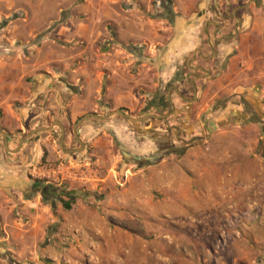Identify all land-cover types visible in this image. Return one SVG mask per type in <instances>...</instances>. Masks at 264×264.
<instances>
[{"label":"crops","instance_id":"obj_1","mask_svg":"<svg viewBox=\"0 0 264 264\" xmlns=\"http://www.w3.org/2000/svg\"><path fill=\"white\" fill-rule=\"evenodd\" d=\"M125 1L122 6L119 0L111 4L109 0H86L84 18L73 33L64 28L62 35L66 34L69 40L72 33L78 42L93 45L100 37L106 38L109 27L110 41L116 39L117 45L131 49L135 45L150 47L148 53L156 55L159 90L153 85L136 93L118 81L116 92H112L116 106L106 114L120 112L138 119L134 115L142 111L139 118H147L138 123L143 125L141 141L145 147H136L141 154L136 153L129 170L118 181L113 170L116 160L102 149L108 146L105 137H80L85 146L76 151L75 157L95 159L96 170L85 180L90 188L98 185L106 194L76 197L75 189H65L74 196L70 209L65 210L62 202L69 201L66 196H57L56 189H40L28 178L30 168L36 166L43 154L47 162L55 159L52 150L37 137L39 133L15 154L7 153L0 135V264H64L58 260L61 251L69 258L68 264H87L82 257L89 250L86 238L80 243L71 242L65 250L61 248V236L72 228L90 235L97 233L90 243L94 245L90 252L97 260L93 264H153L148 257L151 249L159 252L167 264H198L197 259L192 260L193 255L217 253L208 225L216 220V207H240L257 200V189L251 193L254 199L247 197L258 179V184L264 183V0H171L168 11L164 6L169 28L139 16L149 14L150 0ZM32 2L21 0L22 6L17 9L24 16L29 12H46L44 0ZM9 6L11 3L6 8ZM43 23L32 19L20 26L27 30L23 39L38 32ZM155 26L171 42L165 43L162 35H156ZM46 48L40 53L43 59L33 66L34 71L50 63H64L67 58L55 48ZM34 52L40 56L38 51ZM112 57L115 61L125 58L128 63L134 62V55L128 52L116 51ZM163 86L168 87L165 92L160 91ZM54 91L51 87L39 89V96H34L15 117L9 107L0 108L6 112L0 118V133L6 135L10 151L19 143L15 145L19 138L13 134L15 131L19 133L23 127H30L31 131L45 128L50 112L58 111L52 113L47 128L54 122L63 127L59 110L67 111L69 120L74 122L98 113L88 102L63 106L55 100ZM56 93L58 96L60 91ZM106 109L102 106L100 111ZM151 121L163 124L164 130L179 127L184 137L170 140L167 149L163 143L166 136L160 137L163 131L154 129L158 140L153 142L160 146L158 152L149 150L154 137L144 134L146 123ZM82 130L92 131L90 127ZM78 133L76 130L77 137ZM132 138L133 142L139 140ZM85 140H90V151ZM74 152L62 153L70 156ZM106 157L111 159L108 169L103 161ZM168 234L175 241L173 253L187 255L179 259L185 263H174L168 254ZM258 238L264 243V236ZM237 246L232 249V260L206 259L204 264H251V258L240 256L247 250L246 241L239 240Z\"/></svg>","mask_w":264,"mask_h":264},{"label":"rangeland","instance_id":"obj_2","mask_svg":"<svg viewBox=\"0 0 264 264\" xmlns=\"http://www.w3.org/2000/svg\"><path fill=\"white\" fill-rule=\"evenodd\" d=\"M114 1L116 0H109V3L111 4ZM119 1L121 3L120 5H126L125 0ZM144 2L146 6V1ZM7 3H11V7L9 6L6 8ZM32 3H37V0H33ZM149 4V14L146 15L145 13L141 15L139 13V16L149 18L150 21L156 25L159 22L161 24L164 23V25L169 28V21L165 19V13L171 8V0H150ZM86 5V0H44L43 6L47 7L46 12H29L27 16H24V13H20L21 11L17 9L22 6L21 0H0L1 109L2 106L5 110L9 107L15 117L17 113L21 112V109L23 110L29 105L34 96L36 97L38 95L39 89L41 90L43 87L48 89L51 87L55 89V100L57 98L58 102L63 106L88 102L89 107L91 106L93 109H98V113L92 114L104 116L107 114V111H112L116 106L113 99L114 93L112 92H116L117 89H115V87L117 86L118 81L124 84L125 88L136 90V93H142L148 87H153V85H156L157 90H159L160 86L158 87L157 82L160 83V79L159 75H156L157 71L154 67V59H156V55H150L148 53L147 50L150 47L135 45L133 49H131L132 47L127 48L125 46H119L117 45L116 39L110 41V39H112V32H110L109 27L108 30L105 31L106 38L100 37V39L93 45L78 42L77 36H73L72 33L80 20L84 18L83 13ZM164 6H166V11H164ZM32 19L43 21V26L34 35H30L27 37V40H24L23 36L26 35L27 30L24 31L21 27L25 26L26 23ZM64 28H68L72 32L69 40H66V34L62 35ZM100 30L103 29L99 27V31ZM154 30L156 35H162V37H164L165 43L171 42L172 39L165 36V33L162 30H159L157 26L154 27ZM43 43H47V45L50 46L46 48V44ZM42 44L44 45L43 47L40 46ZM154 46L153 47L156 49L160 48L159 45ZM44 47L46 50H49L50 47L53 49L55 48V50L59 52L58 54H63L67 58L64 63H50L46 67L43 66L40 70L34 71L35 68H33V66L40 62L38 59H43L44 57L43 54L40 55L44 50ZM34 51H38L40 56H36ZM116 51H120L123 54H127V52L132 53L134 55V62L128 63L125 61V58V60L123 59L122 61H115V58L112 56ZM85 53L88 60L84 59ZM145 71L150 72L147 74ZM8 87H12L11 90H8ZM161 88L160 91L165 92L168 87L165 88V86H163ZM56 91H60L58 96ZM102 106L107 107L106 111H100ZM1 109L0 118L5 117L6 113L4 112V109ZM2 112L4 113V116L2 115ZM53 112L56 114L58 111L55 110ZM53 112L49 113V119L44 123L45 128L50 125L51 119L53 118ZM143 114L144 113L141 111L134 116L142 117ZM168 114L169 111L166 112V115ZM205 116L206 115H204L202 119H204ZM58 118H61L63 122L64 135L62 140L59 137V128L56 125L50 129V131H52L51 133L48 131V134L42 132L38 134L39 136L36 135L37 137H41L43 144H46L55 156L54 161L47 162L45 154H43L41 160L36 166L29 170L28 178L33 182L39 183L40 189L46 187L51 190L65 188L66 190L74 191L75 189L78 193L76 197H85V195L88 197L105 196L106 193H104L103 190H100L98 185L90 188L88 186L89 181L87 179L85 180L86 175L94 173L96 170L94 166L95 159L89 156V151L92 149L89 144L90 140H88V142L85 140L86 145H88L87 149L89 151H87V156L89 157H75L77 153L76 151H82L85 146L80 137H105L104 140L107 141L106 144L108 146L102 149L104 153L107 150L110 152V158H115L116 163L113 164H115L116 167L113 168V170L118 176V181L121 180L125 170H129L131 166L130 162L134 161V158L136 157L135 155L141 154L140 150L136 152V147L140 149L141 147H145L141 141L144 132L142 128L143 125L130 122L118 115L100 121L88 118L80 123L77 128V132L79 130L78 140L80 143L74 139L72 133V129L77 122L70 121L68 113L64 109L59 110ZM12 121L15 122L14 119H12ZM146 125L147 128H145L146 131L144 137H150L149 135L154 137L152 138L153 140L151 141L152 144L150 145L149 150L151 149L155 152H158L160 145H158L157 142L156 144L153 142L158 140L156 138L158 136L153 134L154 129L161 128L163 134L160 137L166 136L163 143H166L165 145L167 146L165 147L161 145L163 149L164 147L169 149L168 147L171 145L170 140H172V142H174V139L179 141V138L182 139V137H184L182 131L179 130V127H172L164 130L163 124L154 121L146 123ZM149 125H151L150 128ZM83 127H90L92 131H80ZM23 128L24 129L20 130L19 133L18 131L13 133L17 134L15 137H19L15 145H17L19 140L25 134L31 131L30 127ZM148 128L150 129V133H148ZM13 134H11V136ZM202 135L204 137V134ZM132 137H138L139 140L133 142L134 140ZM60 141L62 142L61 145ZM184 143L186 142H183V144ZM69 150L75 152L70 156H66L62 153L63 151ZM105 155L107 154L105 153ZM109 160L111 162V159ZM109 160L107 157L103 160L106 161L105 167L107 169L111 166ZM259 180L260 179L253 184L252 189L254 190L249 191L247 197L248 199L249 197L254 199L255 196L252 194L255 189H257V200L255 204L249 201L245 206L240 207H216V220L208 223V225L211 227L209 232L214 236L213 248L217 253L209 255L198 253L197 255H193V261L194 259H197L198 264H204L206 259H214L213 261H230L234 258V252L232 249L238 247L237 244L239 240L243 239L246 241L247 250H243V254L240 256L246 260L251 258V264L252 262L253 264H264V243H261L258 238V236H264V190H261V186H264V183L258 184ZM259 187L260 190H258ZM259 191L261 192L260 194L258 193ZM198 227L205 229L201 225H198ZM75 229L80 230L79 228H72L71 231ZM70 234L71 232H66L61 238L64 236L71 237ZM240 235L243 236V238H240ZM91 236L92 242H94L93 235ZM168 236L171 238V242H169L171 249H168L170 251L168 254L173 258L172 260L174 263L181 262L179 259L187 255H177L176 253H173L175 250V241L169 234ZM82 239L84 238H71L70 241L63 246L61 242V248L65 250L71 242L75 241V243H80ZM160 239L164 242H166V240L168 241V239ZM92 242L87 240L86 247L89 250L82 254L83 261L87 264H93L97 261L90 252L91 247L94 246L90 245ZM228 247L231 249H228ZM63 253L65 254V251H63ZM64 256L69 263V258L66 257V255ZM148 257L154 262L153 264H167L166 259H164V257H162L155 249H151ZM181 263L185 262L182 260Z\"/></svg>","mask_w":264,"mask_h":264},{"label":"water","instance_id":"obj_3","mask_svg":"<svg viewBox=\"0 0 264 264\" xmlns=\"http://www.w3.org/2000/svg\"><path fill=\"white\" fill-rule=\"evenodd\" d=\"M111 115H118V116H120V117H122V118H125V119H127V120H129L130 122H133V123L141 122V121H143L145 118H147V117H143V118L134 119V118L130 117L129 115H124V114H122V113H120V112H113V113H110V114L105 115V116H102V117H97V116H95V115H91V114H90V115H88L87 117L92 118V119H95V120H104V119H107L108 117H110ZM87 117H85V118L81 119L80 121H78V122L74 125V127H73V129H72L73 136H74V138L77 140L78 143H80V141L78 140V137H77V134H76V130H77L78 126L80 125V123H82ZM54 125H56V126L59 128V131H60V138H61V140H62V137H63V135H64L63 127H62V125H61L60 123H58V122H54V123L51 124V126H50L49 128H39V129H35V130H33V131H31V132L25 134V135L20 139L17 148L14 149L13 151H10V150L8 149L7 141H6V135H5L4 133H0V135H1V136L3 137V139H4V142H5V149H6L7 153H9V154H15V153H17V152L21 149L22 145H23L27 140H29L32 136H34V135H36L37 133H40V132H47V131H49L50 128H51L52 126H54ZM61 144H62V142L60 141V145H61Z\"/></svg>","mask_w":264,"mask_h":264},{"label":"built area","instance_id":"obj_4","mask_svg":"<svg viewBox=\"0 0 264 264\" xmlns=\"http://www.w3.org/2000/svg\"><path fill=\"white\" fill-rule=\"evenodd\" d=\"M70 232H71V234H70L71 237L70 236L62 237V239H61L62 246L65 245L68 241H70L71 238H75V237L78 238V239L87 238V240H89V242H92V236L90 234L88 235V233H85L84 231L75 229V230L70 231ZM96 235H97V233L93 234V237L96 236ZM64 255L65 254L62 251V253L60 254L58 260L60 262H62V263L67 264L68 261H67V259L65 258Z\"/></svg>","mask_w":264,"mask_h":264},{"label":"trees","instance_id":"obj_5","mask_svg":"<svg viewBox=\"0 0 264 264\" xmlns=\"http://www.w3.org/2000/svg\"><path fill=\"white\" fill-rule=\"evenodd\" d=\"M120 111L123 112V110H120ZM35 184H39V183L35 182ZM54 192H56L60 196H66V198L69 199V201H66V202L63 201L62 202V207L65 210H69L70 209V203L73 202V200H74V196L72 195L73 193L72 192H66L65 188L56 189Z\"/></svg>","mask_w":264,"mask_h":264}]
</instances>
